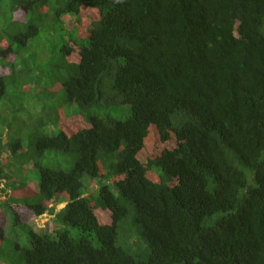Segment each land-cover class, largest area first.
Masks as SVG:
<instances>
[{"label": "trees", "instance_id": "16d2710c", "mask_svg": "<svg viewBox=\"0 0 264 264\" xmlns=\"http://www.w3.org/2000/svg\"><path fill=\"white\" fill-rule=\"evenodd\" d=\"M85 12L80 39L62 19ZM51 23L54 68L27 55ZM0 27V127L28 132H1L0 187L28 185L10 186L13 159L38 170L36 196L3 203L23 264H264V0H0ZM46 213L78 237L25 224Z\"/></svg>", "mask_w": 264, "mask_h": 264}, {"label": "rangeland", "instance_id": "374dc122", "mask_svg": "<svg viewBox=\"0 0 264 264\" xmlns=\"http://www.w3.org/2000/svg\"><path fill=\"white\" fill-rule=\"evenodd\" d=\"M98 16H91L90 12L84 13V19L82 18L81 21L78 23L74 17L71 16H65L62 20L65 22V28L69 27L70 29H75L77 32V35L80 39H86L88 38L90 34V23L94 20H97ZM8 19V17H5ZM9 23L8 20H4L3 24ZM50 25H55L51 33H47L48 36L46 38H43L45 35L42 34V38L44 39V42L41 43V49L39 47H34V43H29L27 46L28 52L27 55L30 54V58L34 57V55H37L36 61L38 63V52L42 51L41 54H39V60L44 61L43 64L52 66L54 68L57 65H60L59 63V52H60V46H61V39L64 37L65 31L63 30L62 26L57 23H51ZM1 28V27H0ZM67 33V32H66ZM16 48V46H14ZM34 54V55H33ZM46 55H49V57H45ZM45 95L44 102L47 104H51L53 107H59L57 106L62 97H66L65 93L62 92V94H54L53 96H47ZM77 109V107H76ZM130 108L128 106H118L115 109L112 108L108 110L106 113L115 119L125 121L127 117L130 115ZM40 112H38L39 114ZM59 128L55 125L51 126H43L40 128V135L41 136H53L57 134ZM5 130H2L0 127V134L1 132H4ZM23 132L24 135H27V129L25 126H13L12 131H10L8 128L4 133V136L12 135L15 138H20L21 133ZM13 133V134H12ZM2 135V134H1ZM6 138V136H5ZM7 139V138H6ZM45 156L48 159V165L51 167H56V164L61 165L62 169H70L71 165L68 163H74L76 161L77 156H69L61 152L56 151H47L45 153ZM14 164L13 168H6L3 169L4 173L6 174V178L8 179V182L11 187H14V184H18L20 186L24 185L26 182L28 185L22 189H8L6 190V186L0 188V212L3 214V231L5 235V239H2L3 243L0 239V257L5 262L0 261V264H23V261H20L21 255L23 256V248H29L30 244L28 241V235L26 231L19 227L15 226L13 227L12 222V210L9 207H6L3 203L8 205V199L12 195L11 193L15 194V196L18 198V200H30L39 191V184L37 182L38 180V170L33 165H29V162L22 161V160H15L9 161ZM34 177V180L32 179ZM37 182V183H36ZM4 184V182L2 183ZM3 189L5 191H3ZM64 204L56 206L55 214H57L62 208ZM14 209H17L16 206H13ZM19 211V209H17ZM27 213L26 211L22 214ZM21 214V213H20ZM55 215H52L51 213H46L41 217H38L36 219H29L25 221V224H27L29 227H31L35 232L37 233H51L58 231L61 232L63 230H66L71 236L78 237L79 232L67 228V226L63 225H56L54 222ZM21 248H19V247ZM3 262V263H2Z\"/></svg>", "mask_w": 264, "mask_h": 264}, {"label": "clouds", "instance_id": "9594fccd", "mask_svg": "<svg viewBox=\"0 0 264 264\" xmlns=\"http://www.w3.org/2000/svg\"><path fill=\"white\" fill-rule=\"evenodd\" d=\"M3 186H4V185H2L1 187H3ZM1 187H0V188H1ZM36 233H37V232H36ZM37 234H46V233H37ZM47 234H51V233H47Z\"/></svg>", "mask_w": 264, "mask_h": 264}]
</instances>
